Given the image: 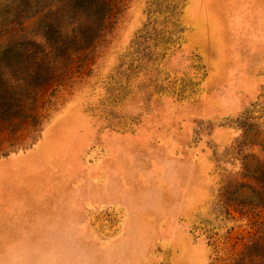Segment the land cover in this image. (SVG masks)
<instances>
[{
  "label": "rangeland",
  "instance_id": "obj_1",
  "mask_svg": "<svg viewBox=\"0 0 264 264\" xmlns=\"http://www.w3.org/2000/svg\"><path fill=\"white\" fill-rule=\"evenodd\" d=\"M0 112V264H264V0H0Z\"/></svg>",
  "mask_w": 264,
  "mask_h": 264
},
{
  "label": "trees",
  "instance_id": "obj_2",
  "mask_svg": "<svg viewBox=\"0 0 264 264\" xmlns=\"http://www.w3.org/2000/svg\"><path fill=\"white\" fill-rule=\"evenodd\" d=\"M11 50V49H10ZM2 119H5V117L0 112V121H3Z\"/></svg>",
  "mask_w": 264,
  "mask_h": 264
}]
</instances>
